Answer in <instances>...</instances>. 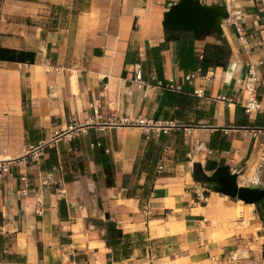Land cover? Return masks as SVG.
<instances>
[{
  "label": "crops",
  "instance_id": "1",
  "mask_svg": "<svg viewBox=\"0 0 264 264\" xmlns=\"http://www.w3.org/2000/svg\"><path fill=\"white\" fill-rule=\"evenodd\" d=\"M175 1L0 0V264H264V214L192 177L264 185V0L167 40ZM112 115L177 127L85 125Z\"/></svg>",
  "mask_w": 264,
  "mask_h": 264
},
{
  "label": "water",
  "instance_id": "2",
  "mask_svg": "<svg viewBox=\"0 0 264 264\" xmlns=\"http://www.w3.org/2000/svg\"><path fill=\"white\" fill-rule=\"evenodd\" d=\"M166 8L162 26L168 34L167 40L176 39L181 33H190L194 39L222 37L223 20L230 16L223 3H206L202 0H177L169 3ZM192 177L199 178L207 190L254 204L264 214V185L258 182L239 185L237 173L231 171L229 165H219L210 174H206L201 164L196 163Z\"/></svg>",
  "mask_w": 264,
  "mask_h": 264
},
{
  "label": "built area",
  "instance_id": "3",
  "mask_svg": "<svg viewBox=\"0 0 264 264\" xmlns=\"http://www.w3.org/2000/svg\"><path fill=\"white\" fill-rule=\"evenodd\" d=\"M230 20V17L227 18V21ZM239 30V28H237ZM240 39L245 44L246 41L243 37V34L240 33ZM201 72V68H197L195 71L188 72L185 75V79L190 81L194 78V76L197 73ZM156 84L159 87H166L168 89H175L177 88L172 81H168L166 83H163L162 81H156ZM247 90L249 92V98L247 102L245 103V111L249 112L252 109H259V103L256 101L254 97V87L250 84L247 85ZM85 125H96L99 128H102L104 126H127V127H135L143 132H155L158 134H167L171 131V129L177 127L176 122L173 120L168 119H152L147 117H128V116H121V117H115L114 115L106 117V118H99L95 119L94 117H88L86 119ZM85 125H73L70 124L68 127L61 131L57 132V135H70L71 133L75 131H79L83 128ZM262 129L257 128L253 129V135H256L259 131ZM45 146L44 143H38L36 145H31L27 149L26 155L31 157L32 159L38 158V156L41 154V151L43 147ZM9 165L4 163V161L0 160V169L2 171H7ZM24 179V177H22Z\"/></svg>",
  "mask_w": 264,
  "mask_h": 264
}]
</instances>
